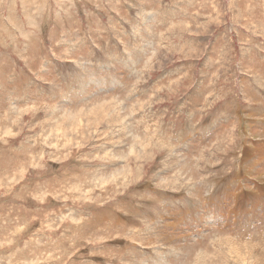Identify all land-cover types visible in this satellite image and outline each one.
<instances>
[{
  "label": "rangeland",
  "instance_id": "374dc122",
  "mask_svg": "<svg viewBox=\"0 0 264 264\" xmlns=\"http://www.w3.org/2000/svg\"><path fill=\"white\" fill-rule=\"evenodd\" d=\"M0 264H264V0H0Z\"/></svg>",
  "mask_w": 264,
  "mask_h": 264
}]
</instances>
